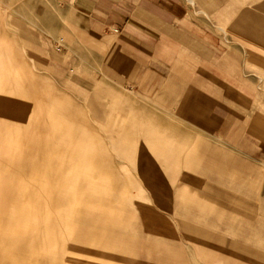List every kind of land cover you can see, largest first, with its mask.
I'll return each instance as SVG.
<instances>
[{
  "label": "rangeland",
  "instance_id": "1",
  "mask_svg": "<svg viewBox=\"0 0 264 264\" xmlns=\"http://www.w3.org/2000/svg\"><path fill=\"white\" fill-rule=\"evenodd\" d=\"M213 25L252 104L210 133L132 93L90 116L56 0H0V264H264V0Z\"/></svg>",
  "mask_w": 264,
  "mask_h": 264
},
{
  "label": "crops",
  "instance_id": "2",
  "mask_svg": "<svg viewBox=\"0 0 264 264\" xmlns=\"http://www.w3.org/2000/svg\"><path fill=\"white\" fill-rule=\"evenodd\" d=\"M56 3L69 32L57 52L64 54L69 76L82 63L87 68L78 88L90 116L125 112L132 93L159 104L167 116L196 118V130L215 133L214 125L250 109L236 53L213 25L228 0ZM252 35L264 44L263 35Z\"/></svg>",
  "mask_w": 264,
  "mask_h": 264
},
{
  "label": "bare ground",
  "instance_id": "3",
  "mask_svg": "<svg viewBox=\"0 0 264 264\" xmlns=\"http://www.w3.org/2000/svg\"><path fill=\"white\" fill-rule=\"evenodd\" d=\"M55 195H57V194H55ZM21 220V219H20ZM59 223V222H58ZM57 224V223H56ZM37 226H39V225H37ZM40 226L41 227H44L45 226V223H44V221L42 220L41 222H40ZM48 227V226H47ZM39 234V233H38ZM42 234V233H41ZM40 235V234H39ZM43 236H45L44 234H42ZM46 237H48L47 235H46ZM43 239V238H42ZM38 264H43V262L42 261H40Z\"/></svg>",
  "mask_w": 264,
  "mask_h": 264
},
{
  "label": "built area",
  "instance_id": "4",
  "mask_svg": "<svg viewBox=\"0 0 264 264\" xmlns=\"http://www.w3.org/2000/svg\"><path fill=\"white\" fill-rule=\"evenodd\" d=\"M114 32H117L116 30H113Z\"/></svg>",
  "mask_w": 264,
  "mask_h": 264
}]
</instances>
